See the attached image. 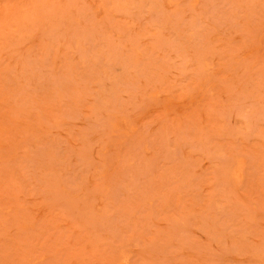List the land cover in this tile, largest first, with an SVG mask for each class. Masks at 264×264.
<instances>
[{"label": "rangeland", "instance_id": "obj_1", "mask_svg": "<svg viewBox=\"0 0 264 264\" xmlns=\"http://www.w3.org/2000/svg\"><path fill=\"white\" fill-rule=\"evenodd\" d=\"M0 264H264V0H0Z\"/></svg>", "mask_w": 264, "mask_h": 264}]
</instances>
